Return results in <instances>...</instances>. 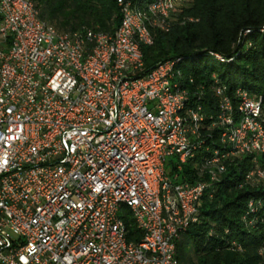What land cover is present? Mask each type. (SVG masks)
Masks as SVG:
<instances>
[{"label": "built area", "instance_id": "2783aa9c", "mask_svg": "<svg viewBox=\"0 0 264 264\" xmlns=\"http://www.w3.org/2000/svg\"><path fill=\"white\" fill-rule=\"evenodd\" d=\"M182 1L116 0L104 33L60 32L30 0H0V264H178L175 239L227 158L264 154L260 97L238 87L232 101L213 76L206 112L181 58L145 67L142 47ZM186 163L206 179L179 181Z\"/></svg>", "mask_w": 264, "mask_h": 264}, {"label": "trees", "instance_id": "16d2710c", "mask_svg": "<svg viewBox=\"0 0 264 264\" xmlns=\"http://www.w3.org/2000/svg\"><path fill=\"white\" fill-rule=\"evenodd\" d=\"M30 1L39 17L60 32L113 33L120 24L116 0ZM153 34V43L141 49L145 67L181 58L185 85L192 91L205 86L201 103L206 112L217 105L208 88L213 76L226 85L232 101L234 90L241 87L264 103V0H183L168 29H154ZM9 44V38L0 37V47ZM209 121L201 132L206 141L216 133L208 128ZM256 169H264V154L227 158L214 190L201 199L197 221L175 239L178 264H264V178L249 175ZM197 171L186 163L178 180L206 179ZM124 214L127 238L137 241L140 231L128 212Z\"/></svg>", "mask_w": 264, "mask_h": 264}, {"label": "rangeland", "instance_id": "374dc122", "mask_svg": "<svg viewBox=\"0 0 264 264\" xmlns=\"http://www.w3.org/2000/svg\"><path fill=\"white\" fill-rule=\"evenodd\" d=\"M204 57H205V56H204ZM168 160H171L172 162H174V161L176 160V157H169ZM167 168H168V169L171 168V165L168 164V165H167Z\"/></svg>", "mask_w": 264, "mask_h": 264}]
</instances>
